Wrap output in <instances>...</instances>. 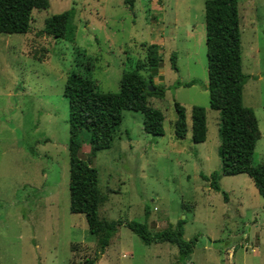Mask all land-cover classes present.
<instances>
[{
	"label": "rangeland",
	"instance_id": "374dc122",
	"mask_svg": "<svg viewBox=\"0 0 264 264\" xmlns=\"http://www.w3.org/2000/svg\"><path fill=\"white\" fill-rule=\"evenodd\" d=\"M204 0H48L32 10L25 33L0 32V264H178L172 242L144 244L123 225L101 251L82 214L68 209L66 74L77 71L98 91L116 92L123 71L156 43V67L138 70L162 85L147 103L163 115L161 135L142 129L141 113L123 110L108 148L78 156L97 171L99 218L144 222L194 239L181 264H264V197L244 173L218 174L215 191L201 175L219 172L217 110L207 102ZM242 103L259 137L251 164L264 163V0H237ZM70 12L63 37L41 31L44 18ZM175 53V67L169 54ZM195 79L190 86L175 85ZM186 132L173 136V102ZM205 112V138L190 140V108ZM84 133L80 136L84 137ZM225 195L223 194V192ZM148 214L145 216L144 209Z\"/></svg>",
	"mask_w": 264,
	"mask_h": 264
},
{
	"label": "trees",
	"instance_id": "16d2710c",
	"mask_svg": "<svg viewBox=\"0 0 264 264\" xmlns=\"http://www.w3.org/2000/svg\"><path fill=\"white\" fill-rule=\"evenodd\" d=\"M131 8L133 0H122ZM48 0H0V32L25 33L32 20V10L43 9ZM70 19L69 11L52 14L43 20L41 31L52 37H63ZM204 44L206 57L207 102L217 110L220 158L219 172L201 175L208 186L218 191V174H246L264 197V163L251 164V156L259 137L256 118L250 107L242 103V85L246 75L240 66L239 12L237 0H204ZM144 59L136 62L134 69L123 71L116 92L98 91L95 83L85 75L71 70L66 74L62 95L68 105V209L82 214L87 230L98 237L102 251L109 243L117 227L125 226L135 233L144 244L172 242L177 247V262L181 264L192 251L194 239L182 238V221L175 229L164 228L150 231L144 222L127 219H104L97 215L100 200L97 188V171L87 160L78 156L81 141L89 145L88 156L99 149L108 148L115 126L120 122L123 110L141 113L142 129L151 135H161L163 115L159 109L147 103L149 95L161 96L162 85H154L152 77H143L140 69L157 66L160 55L156 43H143ZM170 65L175 67V53L169 54ZM195 79L175 85L190 86ZM154 88L149 91L145 85ZM175 118L173 136L183 138L186 132L184 107L173 102ZM204 108H190V140L201 142L205 138ZM84 133V137L80 136ZM223 192V191H222ZM225 195V193L223 192ZM264 208V204H263ZM144 214L148 211L145 208ZM86 264H92L88 260Z\"/></svg>",
	"mask_w": 264,
	"mask_h": 264
},
{
	"label": "water",
	"instance_id": "95a60500",
	"mask_svg": "<svg viewBox=\"0 0 264 264\" xmlns=\"http://www.w3.org/2000/svg\"><path fill=\"white\" fill-rule=\"evenodd\" d=\"M145 88L148 89L149 91H152V90L154 89V88L152 87V85L149 84V83H147V84L145 85Z\"/></svg>",
	"mask_w": 264,
	"mask_h": 264
}]
</instances>
